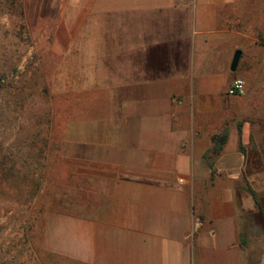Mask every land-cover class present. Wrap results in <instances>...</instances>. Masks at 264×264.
<instances>
[{"label":"crops","instance_id":"1","mask_svg":"<svg viewBox=\"0 0 264 264\" xmlns=\"http://www.w3.org/2000/svg\"><path fill=\"white\" fill-rule=\"evenodd\" d=\"M239 1L48 2L72 16L67 30L73 45L90 47L83 60L95 80L65 176L71 189L42 212L44 255L57 264H264L251 224L264 232V206L246 192L257 196L264 182V9H235ZM237 78L246 82L239 97L228 94Z\"/></svg>","mask_w":264,"mask_h":264},{"label":"rangeland","instance_id":"2","mask_svg":"<svg viewBox=\"0 0 264 264\" xmlns=\"http://www.w3.org/2000/svg\"><path fill=\"white\" fill-rule=\"evenodd\" d=\"M50 1L0 0V264H57L41 252V209L71 189L74 136L89 119L90 47L73 45L72 16ZM235 9H264V0ZM254 186L264 206L263 179ZM251 224L262 259L264 232Z\"/></svg>","mask_w":264,"mask_h":264},{"label":"trees","instance_id":"3","mask_svg":"<svg viewBox=\"0 0 264 264\" xmlns=\"http://www.w3.org/2000/svg\"><path fill=\"white\" fill-rule=\"evenodd\" d=\"M213 142H214V148L212 149L213 153H217L219 151V149L222 148L223 144L226 142V135H221L218 137H214L213 138ZM70 184V183H69ZM71 185V184H70ZM249 193L254 197V199L256 200L258 209L260 213H263V207L262 205L259 203L254 191H252L251 189H249ZM43 211V208L41 209Z\"/></svg>","mask_w":264,"mask_h":264},{"label":"built area","instance_id":"4","mask_svg":"<svg viewBox=\"0 0 264 264\" xmlns=\"http://www.w3.org/2000/svg\"><path fill=\"white\" fill-rule=\"evenodd\" d=\"M245 92L246 82L241 78L235 79L228 90V94L231 96H242Z\"/></svg>","mask_w":264,"mask_h":264},{"label":"water","instance_id":"5","mask_svg":"<svg viewBox=\"0 0 264 264\" xmlns=\"http://www.w3.org/2000/svg\"><path fill=\"white\" fill-rule=\"evenodd\" d=\"M241 56H242V52L240 50L235 52L232 63H231V70L233 72H235L238 69Z\"/></svg>","mask_w":264,"mask_h":264}]
</instances>
